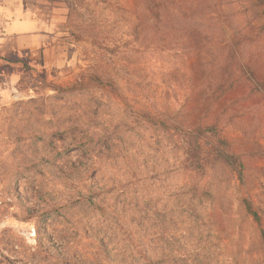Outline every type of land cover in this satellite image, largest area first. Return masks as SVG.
I'll use <instances>...</instances> for the list:
<instances>
[{
    "label": "rangeland",
    "instance_id": "rangeland-1",
    "mask_svg": "<svg viewBox=\"0 0 264 264\" xmlns=\"http://www.w3.org/2000/svg\"><path fill=\"white\" fill-rule=\"evenodd\" d=\"M174 1L186 19L168 0H0V264H135L144 248L231 264L230 225L190 212L179 155L138 128L148 114L216 117L241 174L228 193L247 190L264 226V101L243 116L246 85L213 109L199 95L226 61L262 66L263 18L253 0Z\"/></svg>",
    "mask_w": 264,
    "mask_h": 264
},
{
    "label": "trees",
    "instance_id": "trees-1",
    "mask_svg": "<svg viewBox=\"0 0 264 264\" xmlns=\"http://www.w3.org/2000/svg\"><path fill=\"white\" fill-rule=\"evenodd\" d=\"M170 1L171 7L175 8L178 18L186 19L187 14L182 9V4L174 0ZM253 7H257L263 24L255 26L254 36L260 37L264 32V0H253ZM156 14V13H155ZM163 17V13H162ZM189 19V18H188ZM180 21V20H179ZM240 44V43H239ZM229 51L235 54L240 48L236 43L228 45ZM241 46V44H240ZM227 54V53H226ZM221 72L215 69V74L207 77H200V82L204 81L201 88L200 99H204L208 109L216 108L222 97L235 88L246 85L247 90L240 101L231 103L238 105V109L246 116L247 111L241 104L247 103L257 96H261L264 101V63L258 68V63L253 61L238 62L239 73L231 75L232 61H226ZM258 70L260 74L257 75ZM195 76V75H194ZM194 76H189V81L193 83ZM199 78V75H197ZM198 80V79H197ZM196 80V84H197ZM224 108L222 114L228 116L235 110ZM223 111H226L223 113ZM231 119V117L229 118ZM139 129L148 136L147 143L156 146L159 150H170L172 155H179L176 170L184 172L188 177L190 191L195 194L193 202L189 206L190 212L198 216L197 208L208 207L213 217H221L223 221L230 225L234 233V239L239 249L230 256L231 264H264V226L262 214L250 198L247 190L228 193L229 183L234 176L241 177L236 170L234 153L229 144L221 134L219 129L220 121L213 117L205 123L189 124L185 121L177 120L176 115L163 113L147 115L141 120L137 118ZM143 121V122H141ZM106 145H110L105 139ZM86 151V147L81 145ZM111 147H113L111 145ZM240 169H242L240 167ZM228 184V185H227ZM140 210V206H139ZM201 215V214H199ZM248 240V249H240L239 242ZM238 241V242H237ZM151 242V241H149ZM141 248H144L141 246ZM135 264H212L216 263V257L206 249H198L191 253L179 254L166 251L165 249H135ZM205 253H204V252Z\"/></svg>",
    "mask_w": 264,
    "mask_h": 264
},
{
    "label": "crops",
    "instance_id": "crops-1",
    "mask_svg": "<svg viewBox=\"0 0 264 264\" xmlns=\"http://www.w3.org/2000/svg\"><path fill=\"white\" fill-rule=\"evenodd\" d=\"M6 8V12L8 13L9 12V8L8 7H5ZM4 13V8L3 7H0V14H3Z\"/></svg>",
    "mask_w": 264,
    "mask_h": 264
}]
</instances>
